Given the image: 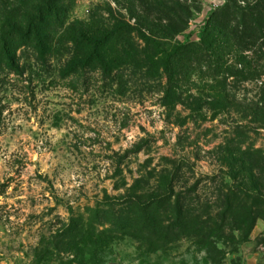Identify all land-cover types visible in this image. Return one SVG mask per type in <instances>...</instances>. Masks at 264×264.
<instances>
[{
    "label": "rangeland",
    "instance_id": "obj_1",
    "mask_svg": "<svg viewBox=\"0 0 264 264\" xmlns=\"http://www.w3.org/2000/svg\"><path fill=\"white\" fill-rule=\"evenodd\" d=\"M50 2L0 0V264H70L57 243L70 219L108 204L117 212L162 171H179L176 191L197 183L209 199L204 178L226 140L264 151V43L208 25L226 0H179L192 15L165 40L162 52H178L172 77L138 35L158 36L156 8L171 0H65L60 25L29 35ZM115 238L105 264L148 260L144 243ZM180 243L153 264H204ZM220 258L264 264V220Z\"/></svg>",
    "mask_w": 264,
    "mask_h": 264
},
{
    "label": "trees",
    "instance_id": "obj_2",
    "mask_svg": "<svg viewBox=\"0 0 264 264\" xmlns=\"http://www.w3.org/2000/svg\"><path fill=\"white\" fill-rule=\"evenodd\" d=\"M17 1L21 4L23 0ZM64 2L51 0L38 11V18H32L26 28L28 34L36 37L48 31L51 24L60 25ZM171 3L165 7L159 2L160 7L156 8L158 36L138 32L145 50L153 51L149 52L151 59L158 60L168 77L173 76L172 63L178 52L174 49L168 54L162 52L168 45L165 40L181 34L192 15L179 0ZM210 24L218 31H226L236 43L251 46L259 41L264 43V0L247 3L243 8L235 0H226L213 13ZM260 99L263 104L264 94ZM243 143L230 139L217 148L219 169L204 178L209 199L201 201L197 183L176 191L179 171H162L155 176L153 186L145 188L146 192L132 187V196L122 201L117 212L108 204L95 210L85 222L81 218L70 219L57 242L62 252L73 255L70 264H105L114 258L113 245L119 235L145 244L141 257L148 260L141 264L166 258L177 251L181 241L188 242L202 256L204 264H216L224 250L245 242L255 222L264 220V151L242 150ZM138 251L141 252L139 248Z\"/></svg>",
    "mask_w": 264,
    "mask_h": 264
}]
</instances>
